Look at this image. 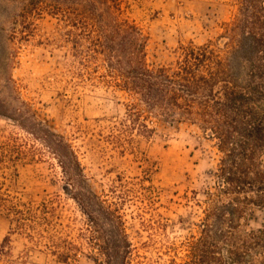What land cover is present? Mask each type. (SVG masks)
I'll list each match as a JSON object with an SVG mask.
<instances>
[{
	"label": "rangeland",
	"instance_id": "obj_1",
	"mask_svg": "<svg viewBox=\"0 0 264 264\" xmlns=\"http://www.w3.org/2000/svg\"><path fill=\"white\" fill-rule=\"evenodd\" d=\"M120 10L146 37L149 67L189 43L222 48L240 17L237 0H120ZM11 13L0 10V201L20 215L0 208V264H104L114 240L130 247L128 264L187 261L222 157L215 142L189 123L138 132L126 116L134 98L106 76L104 57L88 58L85 39L46 13L22 39ZM259 229L264 208L249 205L239 233ZM253 258L264 264V249Z\"/></svg>",
	"mask_w": 264,
	"mask_h": 264
},
{
	"label": "trees",
	"instance_id": "obj_2",
	"mask_svg": "<svg viewBox=\"0 0 264 264\" xmlns=\"http://www.w3.org/2000/svg\"><path fill=\"white\" fill-rule=\"evenodd\" d=\"M237 1L240 17L225 24L222 48L189 43L173 63L149 67L146 37L121 18L120 0H0V10H12L11 22L23 29L22 39L46 13L71 28V39L89 43L88 58L104 57L106 76L134 98L126 116L138 132L189 123L215 142L222 157L211 173L213 191L204 193L207 205L182 264H254L264 249V229L239 233L248 206L264 208V25L258 16L264 0ZM64 157L68 184L77 186L79 163L70 150ZM0 208L20 215L13 204L0 201ZM120 242L102 250L104 264H128L130 247Z\"/></svg>",
	"mask_w": 264,
	"mask_h": 264
}]
</instances>
